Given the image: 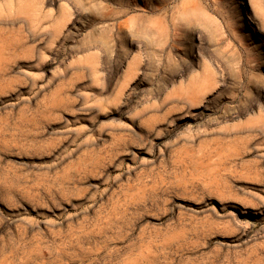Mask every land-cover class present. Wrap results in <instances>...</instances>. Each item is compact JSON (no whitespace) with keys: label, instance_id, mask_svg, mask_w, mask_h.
Listing matches in <instances>:
<instances>
[{"label":"rangeland","instance_id":"374dc122","mask_svg":"<svg viewBox=\"0 0 264 264\" xmlns=\"http://www.w3.org/2000/svg\"><path fill=\"white\" fill-rule=\"evenodd\" d=\"M0 264H264V0H0Z\"/></svg>","mask_w":264,"mask_h":264},{"label":"bare ground","instance_id":"6f19581e","mask_svg":"<svg viewBox=\"0 0 264 264\" xmlns=\"http://www.w3.org/2000/svg\"><path fill=\"white\" fill-rule=\"evenodd\" d=\"M151 11H153V10H151ZM47 66V65H46ZM49 66V65H48Z\"/></svg>","mask_w":264,"mask_h":264}]
</instances>
